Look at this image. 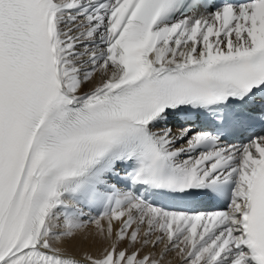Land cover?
<instances>
[{
	"label": "snow or ice",
	"instance_id": "snow-or-ice-1",
	"mask_svg": "<svg viewBox=\"0 0 264 264\" xmlns=\"http://www.w3.org/2000/svg\"><path fill=\"white\" fill-rule=\"evenodd\" d=\"M255 115L264 0H0V264H264Z\"/></svg>",
	"mask_w": 264,
	"mask_h": 264
},
{
	"label": "bare ground",
	"instance_id": "bare-ground-1",
	"mask_svg": "<svg viewBox=\"0 0 264 264\" xmlns=\"http://www.w3.org/2000/svg\"><path fill=\"white\" fill-rule=\"evenodd\" d=\"M84 90H88V86H86ZM84 237H87L88 239L85 242H81ZM58 247L62 254L71 258H78L82 261H85V256L90 255L92 257H97L100 256L103 251L102 246L99 243L94 242V228L91 226H89L83 234L78 235L76 241L68 244H61L58 245ZM157 252H159V249H157ZM167 261L169 264H180L179 258L172 254L168 256Z\"/></svg>",
	"mask_w": 264,
	"mask_h": 264
}]
</instances>
